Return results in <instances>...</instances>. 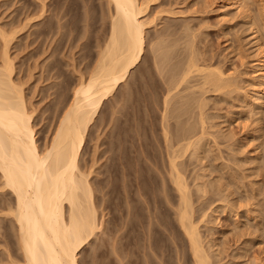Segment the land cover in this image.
I'll return each mask as SVG.
<instances>
[{
    "label": "rangeland",
    "instance_id": "obj_1",
    "mask_svg": "<svg viewBox=\"0 0 264 264\" xmlns=\"http://www.w3.org/2000/svg\"><path fill=\"white\" fill-rule=\"evenodd\" d=\"M140 1L150 2L144 57L96 113L81 154V168H94L101 231L80 250L79 264H144L149 229L143 225L154 196L162 197L169 212L157 208L160 216L180 228V196L170 175V157L178 153L210 264H264V107L254 101L261 82L256 61L259 42L264 45V0H246L245 13L225 6L226 0ZM110 4L0 0L12 77L35 110L41 148L108 41ZM3 53L0 35V64ZM221 71L224 80H209ZM1 191L0 264H19L16 223L7 214L12 198ZM205 211L209 216L201 221ZM130 217L139 229L131 227ZM157 223L164 235L155 234L152 224L150 234L167 252L176 243ZM180 231L179 257L167 258L193 264Z\"/></svg>",
    "mask_w": 264,
    "mask_h": 264
},
{
    "label": "bare ground",
    "instance_id": "obj_2",
    "mask_svg": "<svg viewBox=\"0 0 264 264\" xmlns=\"http://www.w3.org/2000/svg\"><path fill=\"white\" fill-rule=\"evenodd\" d=\"M226 1L225 6L235 7L244 13L248 11L246 0ZM109 2L112 4L113 12L110 18L108 41L100 51L96 66L89 72V76L85 77L84 74L79 79L70 104L64 108L52 132L53 135L44 148H41L37 139L35 110L29 109L23 87L12 77L13 64L7 54L9 35L0 32L4 48L3 62L0 64V179L2 181L0 189L1 193H6L10 199L12 198V203L7 204L10 207L6 213L13 217L16 223L22 253V262L19 264H79L80 250L97 236L99 230L101 231L91 182L94 168L88 171L81 168V154L96 113L105 100L129 78L133 70L138 68L144 57L148 25L145 16L149 1L144 3L140 0H109ZM260 42L258 48L261 51L258 50L256 65L261 82L259 88L255 90L258 96L254 101L264 107V45ZM190 66L192 68L193 65H189L191 70ZM189 69L188 71L185 69V76L188 75ZM217 73H215L217 76L209 78L208 76H212L211 73L207 77L214 83L225 79L224 72ZM184 74L181 76L182 80L185 78ZM191 135L194 136L193 133ZM191 142L193 144L192 140L189 144ZM176 155L170 157V175L180 196V203L175 212L180 228L175 221H167L156 210L160 207L162 210L164 207L162 197L150 198L152 200L148 206L151 205V211L146 217L149 221H147L148 226L143 225L144 231L149 229L147 238L144 236L146 233H143V240L146 242L144 241L142 247L149 251L148 253L145 251L146 256L148 255L146 262L172 264L174 258L179 257V251L181 252L179 249L181 243H178L177 234L178 232L180 234L182 229L184 240L188 242L190 248L193 264H210L209 250L199 230L200 221L196 222L194 218L189 188L177 162V158L181 155L179 156V153ZM129 173L131 176V172ZM134 176L136 177L137 174ZM164 208L168 212L167 208ZM208 216V211H205L201 221L206 220ZM156 218L159 220L152 221ZM136 220L128 222L133 229H139V222ZM157 222L166 226L168 237L176 243L175 245L172 242L175 246H169L167 252H164L156 242L157 236L150 234L149 225L155 227L153 223L158 224ZM152 230L162 236L165 233L159 227ZM168 255L170 258L173 257V262L170 263L171 259L167 258Z\"/></svg>",
    "mask_w": 264,
    "mask_h": 264
}]
</instances>
